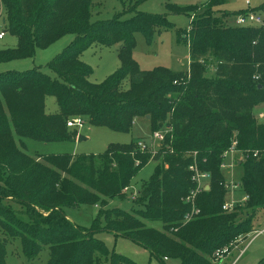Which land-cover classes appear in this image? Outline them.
<instances>
[{"label":"trees","instance_id":"16d2710c","mask_svg":"<svg viewBox=\"0 0 264 264\" xmlns=\"http://www.w3.org/2000/svg\"><path fill=\"white\" fill-rule=\"evenodd\" d=\"M120 1L124 4L126 0ZM136 1L112 19L93 20L92 0H0L4 26L18 41L16 48L0 49V63L32 57L37 49L74 36L47 64L51 74L40 68L0 73V232L6 236L0 241V264H7V237L20 240L29 260L47 247V264H100L102 259L107 264H137L109 254L95 237L101 231L142 246L160 262L216 264L212 259L216 251L231 249L239 236L256 230L254 219L264 211L263 162L247 159L238 165L244 169L238 180L240 191L248 200L231 212L222 207L228 192L221 164L234 131L237 150H264V122L257 124L252 115L254 100L264 102V70L259 69L260 78L254 79L255 64L264 66V26H231L226 21L233 14H216L223 0L189 7L168 2L165 15L138 12L137 4L146 0ZM248 12L255 11L236 15ZM168 15H195L189 31L188 71H142L132 58L135 35L150 39L156 29L174 28ZM177 33L188 41L183 31ZM120 43L121 67L102 83L90 82L92 69L81 60L82 53L93 44L111 47ZM208 57L215 63L211 77L207 76ZM128 76L130 86L126 88ZM150 83L156 88L145 90ZM141 89L145 93L137 94ZM166 90L178 94L167 98ZM46 96L55 97L58 113H46ZM146 114H150L152 134L171 127L159 153L153 156L151 149H133L135 140L112 144L98 158L115 161L117 169L109 172L105 165L106 176L99 183L94 181L95 165H90L95 155H40L51 164L45 168L35 165L26 152L25 139L55 143L76 138L75 132H69L73 129L67 126L69 119L79 117L93 126L128 132L131 122ZM187 152L196 155L186 156ZM151 160L159 164L151 181L133 197L139 208L102 211L90 228L67 219L65 207L96 203L105 207L108 200L124 197L133 177ZM192 165L209 173L210 181L209 189L196 197L200 213L186 222L192 207L185 199L196 188ZM60 172L73 179L59 184ZM19 175H24L21 182L16 179ZM42 190L52 193L41 197ZM8 197L27 209L30 218L23 220L6 205ZM36 209L49 215L42 216ZM143 219L161 222L163 230L147 227Z\"/></svg>","mask_w":264,"mask_h":264},{"label":"rangeland","instance_id":"374dc122","mask_svg":"<svg viewBox=\"0 0 264 264\" xmlns=\"http://www.w3.org/2000/svg\"><path fill=\"white\" fill-rule=\"evenodd\" d=\"M92 19L93 20H109L116 14L123 13L132 8V5L136 3V0H126L124 4L120 0H92ZM204 0H146L137 4V11L141 13H149L153 15H165L166 3H172L180 7H189L202 4ZM216 14H228L227 19L231 26H236L234 23L235 15L244 10L255 11L264 19V0H223L217 7ZM3 11L0 4V13ZM131 15H126L124 18H129ZM231 17V18H230ZM167 20L174 25V28H160L156 29L150 39H147L143 34L138 33L136 37V45L132 51V58L138 64L142 71H153L156 68H166L172 71L185 72L188 71L190 57H189V36L191 20L186 15H168ZM1 29L6 32V37L0 40V49H13L18 45L17 38L11 35L3 25L1 20ZM177 30L183 31V35L188 38V41H183V38L177 33ZM74 36L67 35L52 44L46 49H37L34 56L23 59L12 60L9 62L0 63V73L7 72H25L34 68H40L43 72L51 74L47 64L63 52L73 42ZM121 43L113 45L111 47L93 44L87 48L81 55V60L92 69V75L89 80L92 83H102L109 76L114 74L121 67L120 50ZM254 57V56H253ZM207 76L211 77L215 71V63L211 57L206 59ZM255 75H261L259 69L264 70V66L261 63L255 64ZM181 82H178V84ZM124 86L129 88L130 79L129 76L124 80ZM149 87V88H148ZM147 89L156 88L155 83H150ZM168 91L167 98L176 97L177 90L175 92ZM143 95L145 92L141 89L136 92ZM169 104V103H168ZM171 104V102H170ZM232 104V108H234ZM239 106V105H237ZM45 111L47 114H56L59 112V107L55 97H45ZM264 114V102L260 99L254 100V107L252 110L253 118L256 123H262L264 120L260 118V115ZM171 116V113L167 114V118ZM167 119V120H168ZM69 119L68 121H70ZM150 120V114H146L142 118H137L131 122L132 126L128 132L114 131L107 127L93 126L88 122H84L83 126L70 129L69 132L76 133V138L65 142L55 143H43L33 140H24L27 148V153L35 160V165H44L45 168H50L51 164L43 158H39L40 155H95V161L90 165H95L94 181L99 183L106 176L104 173L105 165L108 167L109 172H114L117 169L115 161L99 159L98 155L104 153L112 144L127 145L132 144L133 149L145 150L151 149L153 156L159 153L158 142H154L152 139V127ZM168 123V122H167ZM166 129V128H165ZM165 129L163 131H165ZM237 132H232L231 142L236 138ZM79 137L83 140L79 141ZM19 145V141L17 140ZM141 145V146H140ZM231 147V146H230ZM229 147V149H230ZM261 148V147H260ZM228 149V150H229ZM263 149L249 148L248 150H242L235 154H231V158L228 157L225 162H230L233 158L234 167L223 169L225 179L239 180L244 174L243 167H239L247 159H253V161L259 162L254 153L256 151L262 152ZM227 151V150H226ZM225 151V152H226ZM186 156L196 155L195 153H185ZM35 157V158H34ZM263 162V161H262ZM159 162L157 160H151L145 167H143L131 180L129 190L125 191V196L108 200L105 207L101 206V203L96 204H84L73 205L72 207H65L63 209L66 217L76 226L90 228L93 222L98 219L100 212H106L107 210L118 208L126 211H131L133 208H139L134 203V196L143 190V188L151 181L155 174V170ZM168 165V164H167ZM243 165V164H242ZM264 165V162H263ZM104 174V175H103ZM11 174L9 173V176ZM5 178L8 174L4 175ZM16 179L21 182L24 180V175H19ZM60 179V180H59ZM73 177L70 174L60 172L57 181L62 184L63 181L71 180ZM75 181V179H74ZM81 184L80 181H77ZM0 186H3L0 182ZM35 190V187H33ZM36 190L40 191L39 187ZM41 197H47L52 191L42 190ZM123 192V193H124ZM101 198L108 195H99ZM237 198L242 197L241 191L235 194ZM107 198V197H106ZM53 203H57L54 201ZM5 204L12 207L23 220L30 218V213L23 206L16 203V199L8 197L5 200ZM42 216H48L49 212L45 210L36 209ZM264 211L260 210L255 219V229L264 228ZM147 227L155 228L162 231L163 227L159 221H150L143 219ZM104 218H100V224L104 225ZM5 235L0 232V241L4 242ZM107 249L109 254L120 255L137 264H180L176 260H167L160 262L150 254V252L142 246L126 239L121 236H115L113 233L107 231H101L95 234ZM5 244L7 248L6 262L7 264H47L49 261V253L47 247L39 254L34 260H29L22 252V246L20 240L6 238ZM245 246V245H244ZM239 254V250H233L226 259V263L221 264H259L264 260V234L256 237L243 252L242 256L236 257ZM100 264H107L105 259L101 260Z\"/></svg>","mask_w":264,"mask_h":264},{"label":"built area","instance_id":"2783aa9c","mask_svg":"<svg viewBox=\"0 0 264 264\" xmlns=\"http://www.w3.org/2000/svg\"><path fill=\"white\" fill-rule=\"evenodd\" d=\"M210 1L211 0H204L203 2L204 4H207ZM194 17L195 15H192L190 20L193 21ZM3 19H6V18L3 17V11H2L0 13V40H3L6 37V32L1 29V20L3 21ZM233 21L236 26H240V27H244V26L262 27L264 26V19L260 15L256 14L255 12H248L247 14L242 13V14L236 15ZM4 24L5 23H3V25ZM259 78L260 77L257 74L254 76L255 80H258ZM260 118L264 120V114H261ZM83 124H84L83 120L79 117H76L68 121L67 126L69 128H75V127L81 128ZM163 130L156 131L154 134H152V139L154 140V142L155 143L158 142L159 150L161 148V145L165 142L166 135L171 132V127L167 126L165 131ZM236 146H237V142L236 140H233L230 149L224 153L223 163L221 164L222 170L226 168L227 169L230 168L231 170L234 167L233 158L230 160V162H225V160L228 157L231 158L230 156L231 154H235L238 152L243 153V151L237 150ZM254 156L258 160L264 162V150H262V152L256 151L254 153ZM190 170L192 171V181L195 183L196 188L193 189L185 199L186 203H189L192 207L190 213L186 215V222H189L190 220H192L195 216H197L200 213V210L197 209L196 204H195L196 197L198 196V194L205 191L206 187H209V181H210V174L207 172L201 171L197 167V165H192L190 167ZM225 189L228 192L227 198L222 206L225 212L233 211L236 205L248 200L247 195H244L241 198H237L235 196V194L241 190V184L239 183L238 180L235 181L234 179H226ZM263 234H264V228L259 227L258 229L254 230L253 232L245 236H239L238 239L234 243H232L231 249L224 248L222 250L216 251L212 258L213 262L216 264L224 262L233 250H239V254L235 259L237 260L238 258L242 256L243 252L247 249V247L250 245L253 239Z\"/></svg>","mask_w":264,"mask_h":264},{"label":"water","instance_id":"95a60500","mask_svg":"<svg viewBox=\"0 0 264 264\" xmlns=\"http://www.w3.org/2000/svg\"><path fill=\"white\" fill-rule=\"evenodd\" d=\"M5 21H6V19H3V23H5ZM83 140V138L82 137H79V141H82ZM209 189V187H206V190H208Z\"/></svg>","mask_w":264,"mask_h":264},{"label":"crops","instance_id":"0c3cea01","mask_svg":"<svg viewBox=\"0 0 264 264\" xmlns=\"http://www.w3.org/2000/svg\"><path fill=\"white\" fill-rule=\"evenodd\" d=\"M224 263H226V260L224 261Z\"/></svg>","mask_w":264,"mask_h":264}]
</instances>
